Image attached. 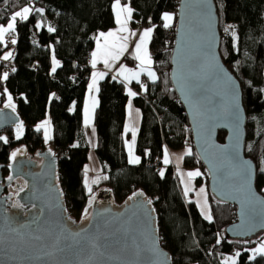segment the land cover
Listing matches in <instances>:
<instances>
[{"label": "trees", "instance_id": "obj_1", "mask_svg": "<svg viewBox=\"0 0 264 264\" xmlns=\"http://www.w3.org/2000/svg\"><path fill=\"white\" fill-rule=\"evenodd\" d=\"M121 2H128L133 9L130 21L133 26H154L148 48L158 79L145 80L147 91L133 84L139 91L132 102L140 111L135 143L140 162L129 163L125 146V138L129 136L125 133L129 100L126 85L107 75L99 82L94 113V154L107 178L94 183L91 193L85 185L89 147L84 141L83 104L91 74L86 56L94 46L95 34L115 26L111 7L114 0H0V25L6 24L11 14L24 6L44 10L43 13L33 10L27 21L17 19L16 30L9 35L17 43L6 40V46L0 44V57L8 49L13 53V58L7 61L0 59V106L6 88L24 127L19 139L16 129L0 131V136L8 138L7 143L0 141V164H8L14 148L36 152L44 147L43 131H37L34 126L49 112L52 136L48 144L61 159L59 181L72 218L83 221L84 210L90 209L89 201L101 190H110L115 203L120 205L135 190L142 189L152 200L158 216L160 243L169 252L172 264H222L236 252L241 253L237 264H264L261 256L250 260L248 251L264 239V231L246 239L226 234V227L236 220V206L210 193L208 173L194 150L188 118L172 88L170 58L179 0ZM214 3L220 34L219 54L238 79L242 91L246 114L244 154L255 165V186L264 195V173L260 172L264 167V0H214ZM164 13L174 15V22L167 29L163 27ZM37 23L41 25L39 28ZM49 27L55 31L49 32ZM53 55L60 62L55 73L51 71ZM126 63L135 66V60L128 56ZM6 66H10V72L3 82L1 75ZM224 137L225 132L220 131L219 141ZM164 147L191 149V155L183 158V166L202 169L203 176L196 182L208 189L211 221L201 215L195 201L184 197L171 164L161 161L158 170L146 165L145 153L161 160ZM2 173L8 174L7 166Z\"/></svg>", "mask_w": 264, "mask_h": 264}, {"label": "water", "instance_id": "obj_2", "mask_svg": "<svg viewBox=\"0 0 264 264\" xmlns=\"http://www.w3.org/2000/svg\"><path fill=\"white\" fill-rule=\"evenodd\" d=\"M219 45L214 0H179L170 58L172 88L188 118L194 150L208 173L210 193L236 206V220L225 232L246 239L264 231V195L255 186V165L244 154L246 114L240 83L223 63ZM21 123L16 109L0 106V131L14 130ZM220 131L225 132L223 141L218 139ZM37 156L41 159L37 169L34 161L23 159L16 150L7 165L0 164V264H78L93 254L87 246L89 238L109 245L95 252L94 264H172L160 243L157 213L142 189L120 205L110 190L99 192L87 209L88 218L77 222L64 201L59 156L48 144ZM244 162L253 174L250 188L244 184ZM16 180L22 186L14 199L23 207H14L13 193H5ZM76 232L81 235L74 238ZM70 244L73 247L68 249Z\"/></svg>", "mask_w": 264, "mask_h": 264}, {"label": "snow or ice", "instance_id": "obj_3", "mask_svg": "<svg viewBox=\"0 0 264 264\" xmlns=\"http://www.w3.org/2000/svg\"><path fill=\"white\" fill-rule=\"evenodd\" d=\"M112 10L115 13V22L118 25L115 31H109L107 33L101 32L96 39V48L95 50L91 53V67L93 69H96L97 64L102 62L104 65V68L111 71L115 65V62L120 60V58L124 55L125 52L128 51V41L130 36L135 37L137 34L135 32H131L128 28V23L132 18L133 14V9L129 7L128 5H123L121 4V0H114V3L112 4ZM35 10L36 12L43 13L42 8H35L33 9L32 6H24L20 10L15 11L9 18L7 22V26L5 27L4 25H0V44H4L6 46V40L5 36L8 33H14L16 30V22L17 19L19 18L21 21H27L29 19L30 13ZM173 15L170 13H164L162 16L163 20V27L164 28H170L172 26L173 22ZM41 25L37 23L36 27L39 28ZM228 29L226 28L225 31ZM49 32H54L55 29L52 27L48 28ZM154 31V26L149 27L143 30L142 33L139 35L138 41L135 43V47L133 49V52L131 54V58L135 61H137L135 69L129 68L123 64L120 65V67L116 70L115 75L112 76L113 80H116L117 77H121L124 82L127 84H131L132 81H136L137 84L140 85L141 89L144 91H147V85L143 84L141 82V76L142 75H147L148 79L155 82L158 77L156 72L153 70L152 65H153V59L151 54L149 53L148 50V43L151 39L152 33ZM123 33V35H121ZM232 36L235 39L236 38V33L233 31ZM101 39H103V44L100 42ZM12 44L17 43L16 39L11 40ZM13 58V53L11 51L4 53L0 59L7 61L9 59ZM60 67V62L56 60L55 55L52 57V69L51 71L53 73L56 72L57 68ZM13 72L16 71L15 68L12 69ZM8 73L4 72L2 79L7 80L8 79ZM108 75L107 72L105 71H93L91 74V82L88 85V90L89 93H91L93 90L99 91L98 88V81L103 80L106 76ZM4 92L7 93V89H4ZM128 96L129 97H135L137 95L136 92H133L130 88L128 89ZM55 94H53L54 96ZM91 99V105L85 104L84 108V124L87 126L90 121H91V111L94 109L96 101L93 97H90ZM129 115L131 116V100H129ZM6 108H11L13 111H15V105L12 103V96L11 94H8L7 96V103L5 104ZM238 123V120H237ZM50 124V121L45 120L42 124L37 126V131H39L41 128L44 129V137L45 140L47 141L50 136H49V128L48 125ZM22 123L16 125V138L19 139L21 134H22ZM125 131H131L132 133V139L131 142H127V148H128V154H129V163L132 164H137L140 162L139 157L135 156L133 154L134 146L136 143V133L137 130L134 127H126ZM0 141H3L4 143L8 142V138L5 136H0ZM249 149L251 150V145H249ZM17 155V152H13L11 154L12 159H15ZM185 155H191V149H187L185 152ZM180 159H183V157H180ZM163 163L164 164H169L170 159L168 155V150L165 148L164 150V158H163ZM262 163H264V160H262ZM87 171V170H86ZM244 184L246 187L250 188L251 187V181L253 179V174L251 171V168L247 165V162H244ZM260 172L264 173V167L260 168ZM161 176L164 175L163 171L160 173ZM201 175V173L197 171H191L187 173V176L189 179L194 178L196 176ZM107 177H105L106 179ZM9 180H12V176L8 177ZM97 181L94 180L92 183H96ZM85 185L88 187V191L91 193L92 189L88 185L87 179H85ZM26 186V185H25ZM24 189L21 188L19 191H23ZM189 187L187 184H185V195H187L189 191ZM205 190L203 188L200 189V193H204ZM18 194V193H17ZM136 195V194H134ZM142 195V193H140ZM132 197H130L131 199ZM92 201H89V205H91ZM149 204H151V201H148ZM199 203V202H198ZM14 207H23V205H20L19 203L13 205ZM202 210L206 208V200L205 204L201 205ZM84 218H88V210L87 208L84 210ZM205 219L211 221L212 216L208 214L207 212L205 213ZM73 237H79L81 235L80 232H76L72 234ZM39 239V237H37ZM76 243H79V241H76ZM219 243V240L217 241ZM87 246L93 249V254L88 257L87 260H81L78 262V264H94L95 262V252H98L101 247L107 248L109 245L104 244L100 245L95 238H89L87 240ZM73 245H68L67 248L71 249ZM63 251V249H62ZM251 251V256H249L250 260H255L257 256L264 257V242H261L257 247L253 248L250 250ZM51 255V254H49ZM103 255V253H101ZM241 253L236 252L235 256H229L226 257L223 261L222 264H237V258L240 257Z\"/></svg>", "mask_w": 264, "mask_h": 264}, {"label": "rangeland", "instance_id": "obj_4", "mask_svg": "<svg viewBox=\"0 0 264 264\" xmlns=\"http://www.w3.org/2000/svg\"><path fill=\"white\" fill-rule=\"evenodd\" d=\"M27 6H30V5H27ZM3 25L6 27L7 26V23L6 24H3ZM9 35H10V33L6 34L5 40L11 41L12 39H15L13 37H10ZM9 51H12V50L11 49L6 50L5 52H3L1 54V57L4 55V53L9 52ZM3 73L1 75V80L4 82L5 80L2 79ZM8 94H10V93L7 91V93H5V100H4V102H3V104H2L1 107H5V104L7 103V96H8ZM12 103L14 104L13 99H12ZM133 109L135 110V112H137V113L139 112V111H137L138 109H136L135 107H133ZM45 120L50 121V124L48 125V128H49V136L51 138V136H52V123H51V118H50L49 112H47L45 118L43 120L39 121L38 123H36L34 127H35V129H37V126L40 125V124H42ZM41 129L43 131L44 141H46L45 140V137H44V129L43 128H41ZM23 130H24V127H22V133H23ZM137 131H138V129H137ZM85 134H86V143H87V145L89 147L88 162H87V164L85 166V179H87L88 185L91 187L94 184V183H92V181L96 180L97 182H99L102 178L105 177V175H102L101 169H99V164H98L97 159H96L95 154H94V148H95V145H96L95 128L92 127V126H90L89 128L87 127L85 129ZM136 135H137V133H136ZM49 139L47 141H49ZM131 139H132V137H131ZM131 139H130V141H127V142H131ZM125 143H126V141H125ZM75 144L77 145V143H75ZM126 149H127V152H128L127 144H126ZM133 154L135 156L139 157L136 154V152H135V146H134ZM139 159H140V157H139ZM128 161H129V158H128ZM197 170L201 173V175L189 179L188 176H187V173L188 172H191V171H197ZM175 174L178 177L179 184H180V187H181V192L184 195V197L187 200H189V201H191V200L195 201V203L197 204V207H198L201 215L205 218V213L206 212L208 214H210V207H209V202H208V189H207V187H206L205 184H197V182H196V180L199 177L203 176L202 169L199 168V167L185 168L183 166L182 167H178L177 166V171L175 170ZM185 184H187L188 187H189V189H190L188 191L187 195H185V191H184ZM201 188H203L205 190L204 193H200V189ZM87 189H88V187H87ZM101 191H105V190H101ZM101 191H99V192H101ZM97 194H95L94 196H96ZM205 200H206V208L204 210H202L201 205H204L205 204ZM261 242H264V239H262L260 242H258L253 247H250L249 248L248 251H249L250 256H251V251L250 250L253 249V248H255V247H257Z\"/></svg>", "mask_w": 264, "mask_h": 264}, {"label": "crops", "instance_id": "obj_5", "mask_svg": "<svg viewBox=\"0 0 264 264\" xmlns=\"http://www.w3.org/2000/svg\"><path fill=\"white\" fill-rule=\"evenodd\" d=\"M121 4H122V6L126 4V5H128V6L130 7V5H129L128 2H121ZM113 13H114V11H113ZM170 14L173 15V13H170ZM162 16H163V15H162ZM173 17H174V15H173ZM114 19H115V13H114ZM130 21H131V20H130ZM130 21H129V23H128V28H129V30H130L131 32H135L137 35H136L135 37H131V36H130L129 41H128V45H129V47H128V51L124 53V55L120 58V60H118L117 62H115V65H114V67H113V69H112L111 71L105 69V68H104V65H103L102 62H100V63L97 64L96 69H93V68L91 67V63L89 62V65H90V68H91V74H92L93 71H105V72L108 73V75L113 76V75H115L116 70L120 67L121 64H123V65H125V66H127V67H129V68H133V69H135L136 64H137V61H135V66H134V67H133V66H129V65L126 63V57L128 56L129 58H131V54H132L133 49H134V47H135V43L138 41L140 33H142L143 30L146 29V27H136V26H133V25L131 24ZM173 22H174V19H173ZM173 22H172V24H173ZM117 27H118V25H117L116 22H115V26H114L112 29H110V30H108V31H102V32L107 33V32H109V31H115ZM99 33H101V32H98V33L95 34V36H94V40H95V41H94V46H93V48H92V50H91V53H92V52L95 50V48H96V39H95V37H97V36L99 35ZM121 35H123V33H122ZM100 42L103 44V42H104L103 39H101ZM148 44H149V43H148ZM148 50H149V48H148ZM149 53H150V51H149ZM150 54H151V53H150ZM90 61H91V60H90ZM152 68H153V65H152ZM153 70H154V68H153ZM91 74H90L89 83L91 82ZM117 79L120 80V81H122V82L126 85V82H124V81L122 80L121 77H117ZM145 80H149L146 74L141 76V82H142L143 84H145ZM100 81H101V80L98 81V88H99V82H100ZM149 81H151V80H149ZM89 83H88V85H89ZM134 83H136V81H132L131 84H127V85H126V92L128 93V89L130 88L133 92H136L137 95H138V94H139V91L137 90L136 87L133 86ZM90 97H93V98L95 99L96 104H95L94 109H92V111H91V121H90V123L86 126V125L84 124V108H85V104H86V103L89 104V105H91V102H92V101H91ZM132 99H133V97H129V100H131V116L129 115V112H130V110H129V106H128V105H129V100H128L127 104H126V121H125V128H126V127H134V128H136V130H137L138 127H139V123H140V111L137 110V111H139V112H138V113L135 112V110L133 109L134 105H133ZM97 106H98V92L95 91V90H93L91 93H89L88 86H87V90H86V94H85V98H84V104H83V124H84V134H85V129H86L87 127H88V128H89L90 126L94 127V113H95V110H96ZM136 109H137V108H136ZM94 128H95V127H94ZM125 132H126V131H125ZM95 133H96V132H95ZM126 134H129V136H127V137L125 138V141H130V139H131V137H132V133H131V131L126 132ZM84 141L86 142V134H85ZM44 144H48V141H45ZM86 144H87V143H86ZM125 146H126V143H125ZM165 148H167V150H168V155H169V159H170V163H169V164H171V165L173 166L174 170L177 171V166H178V167H182V166H183V159H180V157H183V158H184V157L186 156V155H185V152H186V150L189 149V148H184V149H182V150H171V149H169L168 147H164V150H165ZM126 150H127V149H126ZM127 154H128V152H127ZM128 158H129V154H128ZM163 158H164V152H163V156L161 157V161H162V162H163ZM163 164H164V163H163ZM183 167H184V166H183ZM99 169H100V166H99ZM101 173H102V171H101ZM102 175H105V174L102 173ZM102 177H103V176H102Z\"/></svg>", "mask_w": 264, "mask_h": 264}, {"label": "flooded vegetation", "instance_id": "obj_6", "mask_svg": "<svg viewBox=\"0 0 264 264\" xmlns=\"http://www.w3.org/2000/svg\"><path fill=\"white\" fill-rule=\"evenodd\" d=\"M51 148V147H50ZM45 149V146L42 148V149H40V150H38V151H42V150H44ZM52 149V148H51ZM13 150H16V151H18V155L19 156H21V157H23V159H28V160H31V161H34L36 164H37V166H36V168L35 169H37L38 168V165L40 164V162H41V159L37 156V153H38V151H36V152H28V150H26V153H24V152H21L20 151V147H17V148H14ZM12 150V151H13ZM56 153V152H55ZM57 154V153H56ZM58 155V154H57ZM59 156V155H58ZM60 159V158H59ZM61 160V159H60ZM59 165H60V162H59ZM22 186V181H20V180H16V181H14L12 184H11V186L9 187V188H7L6 190H5V193H7V192H12L13 193V197H12V202H13V205H15L16 204V202H15V193L17 192V189H19V187H21Z\"/></svg>", "mask_w": 264, "mask_h": 264}, {"label": "built area", "instance_id": "obj_7", "mask_svg": "<svg viewBox=\"0 0 264 264\" xmlns=\"http://www.w3.org/2000/svg\"><path fill=\"white\" fill-rule=\"evenodd\" d=\"M90 60H91V52H88L86 56V61L89 62ZM5 72H10V66H6ZM145 160H146V165L148 167L154 168L155 170H158L161 168V160L159 157L153 159L149 153H145ZM150 201L152 202L151 199Z\"/></svg>", "mask_w": 264, "mask_h": 264}]
</instances>
